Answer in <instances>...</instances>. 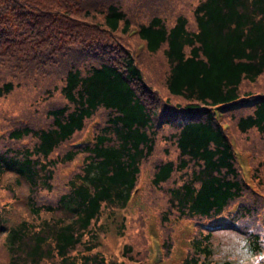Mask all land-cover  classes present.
Listing matches in <instances>:
<instances>
[{
  "label": "trees",
  "instance_id": "1",
  "mask_svg": "<svg viewBox=\"0 0 264 264\" xmlns=\"http://www.w3.org/2000/svg\"><path fill=\"white\" fill-rule=\"evenodd\" d=\"M40 1L0 0V79H5L0 91L14 88L10 77L16 69L21 71L16 78L26 82L44 79L47 83L46 75L39 74L41 70L28 72V62L45 50L54 56L63 52L56 62L66 70L60 88L64 101L46 106L44 112L51 118L48 125H23L10 131L8 136L16 139L36 138L30 146L0 152V169L15 171L35 188L41 181V166L46 174L43 184L48 189H60L54 201L37 205L32 200L29 206L34 212L44 208L58 214L44 219L35 229L25 219L9 226L5 236L11 253L9 264L38 263L34 258L46 256L47 250L51 252L48 258L55 252L63 263L76 264L72 249L82 244L85 233L97 236L95 222L102 204L125 205L141 162L147 160L157 165L153 175L157 184L168 181L175 171L173 183L179 181L194 164L181 184L166 187V197L171 207L173 197L176 207L174 212L169 208V213L211 218L237 203L231 223L222 227L238 230L242 235L239 248L247 254L262 251L263 243L254 228H238L234 220L260 213L256 202L244 199L252 193L248 188L264 181V156H258L264 154V0H199L196 27L192 29L184 14H179L171 26L159 15L141 20L136 31L145 40L148 54L158 51L161 56L166 66L160 71L163 76L152 67L151 74L146 67L156 54L146 57L143 65L135 56L128 34L132 27L129 13L116 0H64L59 6L53 0L48 5ZM39 9L48 11L41 16L47 21L37 17ZM77 23L99 32L78 30ZM124 39L129 42L125 44ZM112 43L121 48L106 56ZM93 45L105 55L96 53V60L87 64L80 58L71 63L76 48ZM52 90L45 86L46 92ZM248 99H253L252 105L246 103ZM160 119L164 122L161 127L157 125ZM225 119L233 123L239 135L241 153L250 151L245 161L250 166L249 177L242 173L244 160L235 155L222 124ZM88 123L92 125V139L73 144L71 140L80 138L77 132ZM165 126V138L169 128L176 135L180 151L177 162L173 158L151 159ZM57 149L62 158L54 159L47 168L39 158H48ZM49 195L47 192L41 197L48 200ZM213 232L201 231L192 238L190 262H238L239 257L231 255L212 260L223 242L215 239ZM29 241L31 258L20 259L17 251ZM91 247L81 252L80 264H134L140 260L126 252L128 249H123V254L130 262L105 260L91 252ZM246 263L250 260L242 264ZM258 263L264 264V256L257 258Z\"/></svg>",
  "mask_w": 264,
  "mask_h": 264
},
{
  "label": "rangeland",
  "instance_id": "2",
  "mask_svg": "<svg viewBox=\"0 0 264 264\" xmlns=\"http://www.w3.org/2000/svg\"><path fill=\"white\" fill-rule=\"evenodd\" d=\"M53 1L58 6L64 5V0ZM116 1L127 14L129 13L133 17V19L138 21H148L149 19L146 18L158 14L168 26H171L175 22V17L180 13L185 14L188 17L191 26H195L194 9L199 2V0ZM40 2L44 5H48L51 0H41ZM35 13H37V17L47 21V19L41 17L49 14L47 10L39 9V11ZM57 18L58 20H62L61 16H58ZM76 28L78 30L99 32L95 27L87 28L85 24L77 23ZM117 36L121 37L119 34ZM123 42L127 44L129 41L124 39ZM130 45L134 48L138 60L142 65L146 57L152 58L155 55H149L135 36H131ZM146 67L150 70L151 74L153 73L151 71L152 67L159 76H163L164 73H161L160 71L166 69L164 62L158 53L153 59L148 61ZM19 72L21 71L18 69L14 70V75L10 77L13 78L15 83L14 88L10 91H0V131H2L9 122L15 121L17 118L33 122L36 124L34 126L35 128L46 126L51 122V118L46 112H44V108L50 104H60L61 101H64L60 89L63 84V79H60L61 74H58L59 76L56 79V83L53 84L51 80H48L46 83L44 79L41 81L29 79L31 82H26L23 79H19V77H15V74H18ZM39 74L40 76L45 75L44 70L42 69ZM4 81L5 79H0V86H2ZM45 86H49L53 88V90L46 92ZM18 113H21L20 117L16 116ZM227 120L231 122L229 119ZM165 131L166 129L164 130L163 135L159 136L155 153L151 156V159L159 157L161 153L164 155V158H179L180 151L176 144V135H173L174 130L171 128L168 129L166 135L167 138H165ZM77 135L83 139L90 138L92 136L91 123H88L83 131L77 132ZM3 138L4 134H1L0 139ZM35 138L36 137H32V141L27 146H30ZM16 142H18V140L7 135L3 139V150H9L11 147H18ZM255 148L256 150L261 149L258 144H256ZM249 154L250 151L248 149L242 151V160L247 161ZM258 156L261 157L264 156V154H258ZM61 158L60 150L57 149L50 153L48 158L41 156L39 160L49 168L54 159L56 162ZM193 165L194 164L191 165V170L182 174L179 181L175 183H173L174 181L162 183L160 187L153 186L146 179L148 171L147 169H143L138 188L125 205H122L121 203L115 205L109 203L102 204V212L98 220L95 222L98 226V231L96 232L97 236L92 237L85 233L82 244L79 247L72 249V253L76 254V264L81 263V252H87V246L90 245L92 246L90 251L102 255L105 260H120V258H122L123 249H128L126 252L136 258L142 256L144 252H146L144 262L140 259L134 262V264H188L185 263V261L187 262L191 260L190 258L194 253L191 249L192 238L198 236L199 232L206 230L202 225H210L211 221L220 218L225 219L228 217L227 213L231 215L237 208V203H234L221 215L213 218L204 217L195 219L194 225L184 224L183 221L189 218L177 220L178 217L182 216H179L176 213H169V208L172 212L175 211V199L171 197L173 208L165 195V189L169 184H171L170 187L181 184L188 174H191ZM38 174L41 181L34 188L27 179L20 178L16 175L15 171L8 169H4V171L0 170V264H9L11 260V253L5 241L9 226L15 225L22 219H25L32 225L31 228L35 229L44 219L51 218L58 214V211H49L44 208L39 209L38 212L31 210L29 206V203L32 201L31 197L34 195L36 199L39 187H47L43 184L46 174L41 166L39 167ZM17 179L21 182L18 183ZM61 187H64V184H62ZM59 189L60 187H55L53 190L51 188L49 198L46 201H54ZM258 193L261 197L257 194L248 193L244 200L256 202L259 208L258 210L261 212L259 215L254 213L253 217L246 220L236 221V226H248V228L264 230V186L258 188ZM163 207L166 209V215L169 216L166 224L168 235L167 238L165 237V241H170L172 239V245L168 252H161L159 246L155 247L156 242H161L165 236L164 231L162 233L160 229V213ZM211 230H214L213 233L214 236H216L215 239H223L222 243L221 240L219 241L221 245L216 248L214 252V254L218 256H211L212 260H223L229 257L222 256L231 255L235 256L236 259L239 257V261L236 262L235 260L236 263L234 262V264H239L242 259L248 255L247 252L239 248V238H241L242 235L235 228L215 227ZM30 243L31 241L23 245L17 251V256H20V259L29 256L28 254L31 248ZM230 246L231 250L229 249ZM48 255H51L49 250H47L46 256H42L41 259L38 260L37 258H34L38 263L33 262V264H41L40 262H46L47 264H72L63 263L61 258L56 256L55 252H53L54 256L52 255L48 258ZM259 256L260 255L257 254V257ZM29 258H31V256H29ZM28 262H30V260Z\"/></svg>",
  "mask_w": 264,
  "mask_h": 264
},
{
  "label": "bare ground",
  "instance_id": "3",
  "mask_svg": "<svg viewBox=\"0 0 264 264\" xmlns=\"http://www.w3.org/2000/svg\"><path fill=\"white\" fill-rule=\"evenodd\" d=\"M190 224H192V223H190ZM190 224H189V225H190Z\"/></svg>",
  "mask_w": 264,
  "mask_h": 264
}]
</instances>
